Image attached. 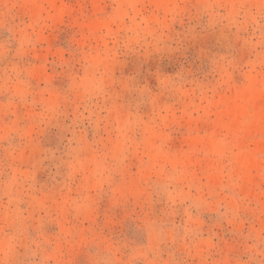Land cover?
I'll use <instances>...</instances> for the list:
<instances>
[{
    "label": "clouds",
    "instance_id": "9594fccd",
    "mask_svg": "<svg viewBox=\"0 0 264 264\" xmlns=\"http://www.w3.org/2000/svg\"><path fill=\"white\" fill-rule=\"evenodd\" d=\"M0 264H264V0H0Z\"/></svg>",
    "mask_w": 264,
    "mask_h": 264
}]
</instances>
